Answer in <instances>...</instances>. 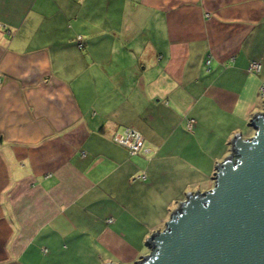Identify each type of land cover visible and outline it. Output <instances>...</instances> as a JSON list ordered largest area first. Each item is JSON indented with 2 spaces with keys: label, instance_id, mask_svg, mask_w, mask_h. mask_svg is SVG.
<instances>
[{
  "label": "crops",
  "instance_id": "crops-1",
  "mask_svg": "<svg viewBox=\"0 0 264 264\" xmlns=\"http://www.w3.org/2000/svg\"><path fill=\"white\" fill-rule=\"evenodd\" d=\"M1 30L0 264L140 259L264 110V0H0Z\"/></svg>",
  "mask_w": 264,
  "mask_h": 264
},
{
  "label": "water",
  "instance_id": "water-1",
  "mask_svg": "<svg viewBox=\"0 0 264 264\" xmlns=\"http://www.w3.org/2000/svg\"><path fill=\"white\" fill-rule=\"evenodd\" d=\"M249 125L252 135H233L214 185L186 193L137 264H264V110Z\"/></svg>",
  "mask_w": 264,
  "mask_h": 264
},
{
  "label": "built area",
  "instance_id": "built-area-1",
  "mask_svg": "<svg viewBox=\"0 0 264 264\" xmlns=\"http://www.w3.org/2000/svg\"><path fill=\"white\" fill-rule=\"evenodd\" d=\"M79 38H81L79 36ZM81 44V42H79ZM211 58L207 59V63L210 64ZM261 68V62L260 60H252L250 63V69L259 71ZM262 92L264 95V85L262 87ZM196 123V119L194 117L188 118V128L190 130L193 129L194 125ZM113 138L122 143L123 145L127 146L129 148V151L131 154H138L143 150L144 147V135L143 133L135 128L134 126H125V128L122 131H117L114 133ZM142 177H145V174L142 175ZM112 220V218L108 219ZM46 250V248H45Z\"/></svg>",
  "mask_w": 264,
  "mask_h": 264
},
{
  "label": "rangeland",
  "instance_id": "rangeland-1",
  "mask_svg": "<svg viewBox=\"0 0 264 264\" xmlns=\"http://www.w3.org/2000/svg\"><path fill=\"white\" fill-rule=\"evenodd\" d=\"M3 30V29H2ZM0 31V36L1 35H3V34H5V32L4 31ZM264 97V96H263ZM264 100V99H263ZM120 143V142H119ZM129 149V148H128ZM144 150H146V147L144 146L143 147V150L142 151H144ZM144 173V172H143ZM143 173H140V174H137L138 175V177H140V178H143L142 177V175H143ZM214 179V178H213ZM213 185H214V183H213ZM212 185V186H213ZM211 186V187H212ZM194 191V190H193ZM138 206H142V205H138ZM152 207H153V209H156L158 206H156V205H152ZM176 207H178V205H164V208L167 210V211H169V209H171V211H170V215H171V213H172V211L176 208ZM148 210V208H147V205H145V208H144V211H145V213L144 212H142V211H140L139 209H137L136 210V212H135V214L137 215V219L138 218H140V216H144V214H145V219L147 220V221H152V223L151 224H155V222H158V220L157 221H153L154 220V218H155V215H156V211L155 210ZM95 210H89V211H87V212H90V213H93ZM170 215H169V217H170ZM142 221H146V220H144V219H141ZM168 220V218H164V216H161L160 217V219H159V227L157 228V229H153V231L149 234V236H151V234H153V232L155 231V230H158V229H162V228H164L165 227V223H166V221ZM137 221V223H139L138 221H140V220H136ZM146 221V222H147ZM148 236V237H149ZM146 244H147V240H146ZM137 259H133V260H131V261H129V263L130 264H137V261L139 260H137Z\"/></svg>",
  "mask_w": 264,
  "mask_h": 264
},
{
  "label": "trees",
  "instance_id": "trees-1",
  "mask_svg": "<svg viewBox=\"0 0 264 264\" xmlns=\"http://www.w3.org/2000/svg\"><path fill=\"white\" fill-rule=\"evenodd\" d=\"M78 41L81 42V44L79 43V46H83L82 38L78 37Z\"/></svg>",
  "mask_w": 264,
  "mask_h": 264
}]
</instances>
